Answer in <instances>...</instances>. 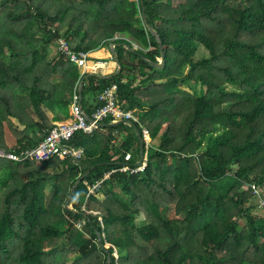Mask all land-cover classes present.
Returning a JSON list of instances; mask_svg holds the SVG:
<instances>
[{"label": "trees", "instance_id": "obj_1", "mask_svg": "<svg viewBox=\"0 0 264 264\" xmlns=\"http://www.w3.org/2000/svg\"><path fill=\"white\" fill-rule=\"evenodd\" d=\"M143 7L161 68L142 57L161 55L140 0H0V147L33 146L68 117L82 77L85 114L116 83L157 139L136 171L121 169L139 160L128 123L74 131L80 158L0 157V264H264V0ZM60 36L74 51L114 42L119 72H82Z\"/></svg>", "mask_w": 264, "mask_h": 264}, {"label": "built area", "instance_id": "obj_2", "mask_svg": "<svg viewBox=\"0 0 264 264\" xmlns=\"http://www.w3.org/2000/svg\"><path fill=\"white\" fill-rule=\"evenodd\" d=\"M55 45L60 53L66 55L68 59L74 62L80 69L83 68L82 72L85 71L84 68L89 58L88 52L72 50L65 38L61 36L56 39ZM116 90V83H112L102 89L98 94V98L102 100V104L95 108L91 115H87L81 107V95L78 89H74L72 101L69 105L68 117L63 120L53 121L52 126L46 130L43 138L33 146L20 148L19 150L0 147V157L13 161H43L52 157L64 158L67 156L80 158L83 155V147L67 143L74 131L81 130L85 133H89L96 127V121H103V119L107 117H112L115 120L130 119L134 124H137L138 119L132 111L119 104ZM87 116L91 118V121H88ZM140 134L143 144H145V146L150 145L151 137L149 129L142 125ZM130 158L131 153L127 151L124 155V160L128 161ZM144 163L145 160L143 159L140 165L136 163V166L132 167L128 164H124L121 169L130 171L140 170L143 168ZM255 192L258 196L259 205L264 206V198L256 189ZM82 222L83 221H79L77 226L80 227Z\"/></svg>", "mask_w": 264, "mask_h": 264}, {"label": "water", "instance_id": "obj_3", "mask_svg": "<svg viewBox=\"0 0 264 264\" xmlns=\"http://www.w3.org/2000/svg\"><path fill=\"white\" fill-rule=\"evenodd\" d=\"M140 5H141V11H142V17H143L144 23L147 26V28L150 30V32L155 35L156 40L158 42V46H159V50H160V55H161L160 58H159V61H157V62L150 61L147 58H145L143 55H142V57L144 59H146L152 65H154V66H156L158 68H161L164 65V56H165L164 46H163V43H162L159 35L156 34V32L152 29L150 23L147 21V17H146V14L144 12V7H143V0H140ZM114 46H115V43L114 42H109L108 43V47L110 48L111 56L114 59L116 65H117V68L115 69V71L113 73H110V74H98V75H100L102 77H109L111 74H116V73L119 72V70L121 68V64H120L119 59H118V57L116 55ZM125 46H127L130 50H133V48H134L133 45L128 44V43H125ZM90 73L91 72H87V74H90ZM82 83H83V77L79 80V83H78V91H79V93L81 91ZM87 119H88V121H91V118L88 117V116H87ZM119 123H128V124H130L133 127L134 131L136 132V135H137L138 140H139V160L137 161V164L140 165L141 162H142V160H143V158H144V152H143V146H144V144H143V140L141 138L140 130L138 129V127H137L136 124H134L130 119H120V120H116V121H113V122L96 121L95 122V125L96 126H106V125H113V126H115V125H117ZM87 172H88V170H85L83 173H81L79 175V177L77 178V180L75 181L74 185L71 187V189L69 191V194H68V197H67V199H66V201L64 203V207L65 208L70 209L69 199L71 198V196H72V194L74 192V189H75L76 184L81 180V178ZM99 245H100V247H105L103 245L102 241H101V236H99ZM105 250L108 253V249L105 248ZM107 260H109V255L107 257Z\"/></svg>", "mask_w": 264, "mask_h": 264}, {"label": "crops", "instance_id": "obj_4", "mask_svg": "<svg viewBox=\"0 0 264 264\" xmlns=\"http://www.w3.org/2000/svg\"><path fill=\"white\" fill-rule=\"evenodd\" d=\"M88 54L89 58L87 59V62H99L103 65H101L98 69H87L86 65L84 70L87 72L97 71L98 74H110L113 73L117 68L116 63L111 56L110 48L108 47V45L89 51Z\"/></svg>", "mask_w": 264, "mask_h": 264}, {"label": "rangeland", "instance_id": "obj_5", "mask_svg": "<svg viewBox=\"0 0 264 264\" xmlns=\"http://www.w3.org/2000/svg\"><path fill=\"white\" fill-rule=\"evenodd\" d=\"M106 46V45H105ZM54 48V47H53ZM88 69V68H87ZM83 70V68H81V71ZM193 86H195L196 87V89H198L199 88V85L197 84V83H193L192 84ZM181 87L182 88H184V89H187V90H189V91H191L192 92V88H191V85H188V84H182L181 85ZM227 88H232V87H228L227 86ZM7 143L8 144H11L12 143V137L11 136H7ZM157 142V139L156 138H154V139H151L150 140V144H155ZM144 155H145V152H144ZM144 160H145V157L143 158ZM262 193H264V189L261 191V195H262ZM69 206H71L70 204H69ZM255 210V209H254ZM256 210H257V208H256ZM259 211H261L260 209H259ZM262 212V211H261ZM142 218V215L141 214H139L138 216H137V219H141ZM105 246H107V244H105ZM116 252V250H114V253Z\"/></svg>", "mask_w": 264, "mask_h": 264}, {"label": "bare ground", "instance_id": "obj_6", "mask_svg": "<svg viewBox=\"0 0 264 264\" xmlns=\"http://www.w3.org/2000/svg\"><path fill=\"white\" fill-rule=\"evenodd\" d=\"M101 65H103V64L98 63V62H92V61L87 62V68L88 69H93V68L98 69Z\"/></svg>", "mask_w": 264, "mask_h": 264}]
</instances>
